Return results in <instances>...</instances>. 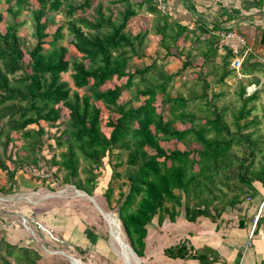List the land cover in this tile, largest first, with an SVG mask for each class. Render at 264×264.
Instances as JSON below:
<instances>
[{"label": "trees", "instance_id": "obj_1", "mask_svg": "<svg viewBox=\"0 0 264 264\" xmlns=\"http://www.w3.org/2000/svg\"><path fill=\"white\" fill-rule=\"evenodd\" d=\"M5 1L8 6L10 0ZM16 4L17 11L9 6L5 10L14 23H6L0 10V155H6L15 141L12 133L30 150L33 164H37V151L46 145L49 151H58V158L53 153L48 163L56 168V175L63 172L62 183L90 198L107 159L111 175L102 195L110 210H115L126 243L138 258L144 257L146 227L154 218L159 224L165 219L173 222L183 211L187 221L206 217L215 222L227 207L252 197L254 186L264 189V166L252 169V132L242 134L252 120L240 125L251 115L247 104L257 99V74L264 76L262 60L248 56L238 77L230 66L232 52L222 48L220 80L231 74L239 80L250 78L240 83L237 94L243 107L235 118L236 130L231 132L224 108L218 109L214 103L221 94L208 97V84L192 99L174 97L167 89L180 72L157 70L156 61L144 68L132 65L147 57L149 31L133 33L129 29L143 7L156 17L154 30L168 56H175L171 48L179 50V39L185 34L200 43L205 61L218 56L221 47L215 31L220 29L216 26L208 28L202 21L192 28L179 25L152 0H33L27 18L32 21L35 43L28 47L16 19L25 1ZM48 11H61L65 22L55 25L46 16ZM64 29L69 33L68 47L59 45ZM187 66L184 62L180 71ZM152 70H157V75L147 76ZM66 74L70 81L63 78ZM137 77L140 82L134 99L138 104L134 106L132 100L120 103ZM250 84L255 91L246 97ZM196 99L204 100L199 113L189 110V103ZM33 125L36 129L29 128ZM46 127L57 128L52 144L42 140ZM235 145L244 148L247 158L234 156ZM121 151L126 155L124 161ZM81 162L87 164L84 180L80 178ZM123 166L122 174L118 169ZM18 167L10 169L0 157V172L7 174L11 184L16 182ZM115 183L121 185L111 205ZM258 222L264 227V215ZM0 249L4 250L1 264H37L40 259L36 250L3 239ZM164 255L192 257L184 243L166 248Z\"/></svg>", "mask_w": 264, "mask_h": 264}, {"label": "rangeland", "instance_id": "obj_2", "mask_svg": "<svg viewBox=\"0 0 264 264\" xmlns=\"http://www.w3.org/2000/svg\"><path fill=\"white\" fill-rule=\"evenodd\" d=\"M16 1L10 0L8 5L13 8L14 12L18 9ZM24 1L22 11L16 19L19 24L18 30L25 38V44L32 47L35 39L32 36V21L27 16L34 5L33 0ZM130 1L139 2V0ZM8 6L5 0H1L0 10L4 14ZM145 10L143 7L139 11V15L130 21L129 29L133 33L140 30L149 31L145 40L147 57L132 63V65L144 68L152 64V61H156L157 70L162 68L169 74L180 72L167 89L169 94L174 97L181 95L188 100L192 99L203 92V84H208L206 90L208 97H211L212 93L221 94L214 103L218 109L224 108V120L231 132H234L236 130L235 118L243 107V100L237 92L240 83L245 84L250 78L239 80L231 74L221 81L222 69L220 66L221 58L224 55L223 50L219 49L218 56L205 61L200 43H195V38L191 34L183 35L182 38H187L184 41L182 38L179 39V50L171 48L175 56H168L166 50L160 47L159 36L154 30L156 17L148 14ZM5 15L6 23H14L12 15ZM46 16L52 18L55 25L65 22L61 11H48ZM63 34L64 38L59 42V45L68 47L69 33L64 29ZM254 42L256 58L264 62L262 59L264 52L260 49L257 51L258 46L256 45H259L257 38ZM184 62L189 66L180 71ZM157 70H152L147 76L157 75ZM262 74V72L257 74L261 86L257 90V99L246 106V110L251 108V115L240 121V125H243L252 120V124L243 130L242 134L252 132V145L249 148H252L255 153L252 159V169L254 170L264 166V76ZM63 78L70 81L69 74L64 75ZM139 82L140 79L137 77L132 91L124 92L119 100L120 103L132 100L134 106L138 104L134 96L136 85ZM142 87L143 85L140 84L139 88L142 89ZM254 91V86L248 85L245 96H249ZM203 103L204 100L201 99L193 100L189 103V110L199 113L198 109L202 108ZM157 105L160 106V103L158 102ZM29 128L36 129V126H29ZM56 131L55 127H46L47 134L42 137L45 144L53 143L51 137L57 135ZM11 137L15 141L8 147L7 154H1L0 157L6 161L10 169L16 166L20 167L17 169L14 184L10 183L4 171L0 172V240L3 239L12 245L26 246L36 250L40 255L37 264H152V260L157 258L156 253H151L152 257L149 260L134 255L135 262L132 259L128 262L121 256V250L112 236L115 230L114 220H108L109 223H106V219L95 209L93 203L87 197L79 196L74 186L63 184V172L56 175V168L48 163L53 153L58 158V151H49L44 145L37 151V164H33L31 161L34 157L30 150L23 147L24 142L19 135L12 133ZM178 145L183 147L181 143ZM11 153L13 154L11 155ZM232 153L238 158H247L242 146L235 145ZM120 154L124 161L125 153L121 151ZM9 155H11V161L8 160ZM86 169L87 164L81 162V180L86 177L83 172ZM101 169L103 175L98 178L93 197L90 199L95 201L103 211L113 213V217L117 220L115 210H110L107 200L102 195L111 175L107 159H104ZM124 170V166L118 169L122 174ZM120 183L113 184L114 192L111 196V205L116 201ZM123 189L126 188L123 187ZM228 195L231 196V194ZM154 219L156 221V218ZM68 227L71 229L66 231ZM117 231L121 233V227ZM121 236L126 242L123 232ZM3 254L4 250L0 249V256Z\"/></svg>", "mask_w": 264, "mask_h": 264}, {"label": "crops", "instance_id": "obj_3", "mask_svg": "<svg viewBox=\"0 0 264 264\" xmlns=\"http://www.w3.org/2000/svg\"><path fill=\"white\" fill-rule=\"evenodd\" d=\"M165 11L171 21L190 28L197 21L208 28L216 26L220 29L216 33L233 27L254 49L257 38V51L264 52V0H166ZM254 187L252 197L227 207L215 222L206 217L190 222L182 213L173 222L165 219L159 224L153 219L146 227L143 258L149 260L156 253L152 264H264V227L258 222L264 215V189L259 184ZM182 243L192 257L164 255L166 248Z\"/></svg>", "mask_w": 264, "mask_h": 264}, {"label": "built area", "instance_id": "obj_4", "mask_svg": "<svg viewBox=\"0 0 264 264\" xmlns=\"http://www.w3.org/2000/svg\"><path fill=\"white\" fill-rule=\"evenodd\" d=\"M157 9L161 11L166 10V0H152ZM219 37L220 47L227 48L233 54L230 66L234 69L238 77H241L239 71L245 62V60L250 55H256L254 52V47H252L247 39L235 30L233 27L224 28L216 33ZM255 89V88H254ZM253 91V90H252ZM257 219L254 221V226Z\"/></svg>", "mask_w": 264, "mask_h": 264}, {"label": "bare ground", "instance_id": "obj_5", "mask_svg": "<svg viewBox=\"0 0 264 264\" xmlns=\"http://www.w3.org/2000/svg\"><path fill=\"white\" fill-rule=\"evenodd\" d=\"M77 194L79 196H82V197H87L91 203H93V206H95V209H97L103 216L104 218L106 219V223H109L108 220H111L113 219L114 220V233L112 234L115 242L117 243L118 247L120 248L121 250V256L123 258H126L128 260V262H130V260L132 259L134 262L136 259L134 254L131 252L130 248L127 247L126 245V242L124 240V238H122L121 236V233H119L117 230H120V225H119V222L116 220L115 217H113V213H108L106 211H103L97 204L95 201H93L92 199H90V197H88L85 193L83 192H80V191H77Z\"/></svg>", "mask_w": 264, "mask_h": 264}, {"label": "water", "instance_id": "obj_6", "mask_svg": "<svg viewBox=\"0 0 264 264\" xmlns=\"http://www.w3.org/2000/svg\"><path fill=\"white\" fill-rule=\"evenodd\" d=\"M127 245V247H129V245L128 244H126ZM130 248V247H129ZM130 250H131V252L136 256V254L132 251V249L130 248Z\"/></svg>", "mask_w": 264, "mask_h": 264}]
</instances>
